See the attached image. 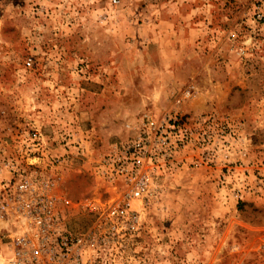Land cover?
<instances>
[{"label":"rangeland","instance_id":"obj_1","mask_svg":"<svg viewBox=\"0 0 264 264\" xmlns=\"http://www.w3.org/2000/svg\"><path fill=\"white\" fill-rule=\"evenodd\" d=\"M174 115L199 139L155 178L134 264H264V0H0V161L72 133L73 226L110 190L95 162Z\"/></svg>","mask_w":264,"mask_h":264},{"label":"built area","instance_id":"obj_2","mask_svg":"<svg viewBox=\"0 0 264 264\" xmlns=\"http://www.w3.org/2000/svg\"><path fill=\"white\" fill-rule=\"evenodd\" d=\"M193 134L174 115L146 119L134 136L113 145L92 172L110 190L100 187L79 205L90 219L75 227L72 201L54 189L70 148L79 152L81 144L63 132L54 152L42 128H32L18 155L0 161V264H134L155 178L176 167L180 152L199 139Z\"/></svg>","mask_w":264,"mask_h":264}]
</instances>
